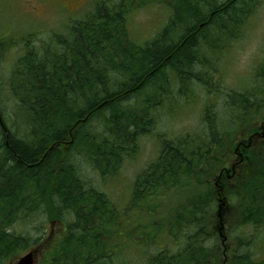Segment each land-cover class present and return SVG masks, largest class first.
<instances>
[{
    "label": "trees",
    "instance_id": "1",
    "mask_svg": "<svg viewBox=\"0 0 264 264\" xmlns=\"http://www.w3.org/2000/svg\"><path fill=\"white\" fill-rule=\"evenodd\" d=\"M159 1L97 0L64 34L24 39L6 81L12 125L0 100V264L43 243L39 218L63 227L41 264H223L222 204L238 234L228 264H257L247 230L264 226V144L243 163L253 166L215 180L235 140L264 122V60L245 92L223 91L210 75L257 1L166 0L167 23L140 45L129 15ZM14 46L0 39V63ZM196 85L210 95L199 131L159 136L126 209L117 206L99 186L138 154L173 86L184 97ZM132 211L145 220L125 230Z\"/></svg>",
    "mask_w": 264,
    "mask_h": 264
},
{
    "label": "rangeland",
    "instance_id": "2",
    "mask_svg": "<svg viewBox=\"0 0 264 264\" xmlns=\"http://www.w3.org/2000/svg\"><path fill=\"white\" fill-rule=\"evenodd\" d=\"M97 0H0V39L10 40L14 44H20L10 48L0 63V100L4 108L8 123L12 125V100L7 88L6 81L13 70L15 62L23 55L24 39L27 35H36L37 38L47 40L53 33L64 34V30L70 21L83 18L92 8ZM113 2L117 0H112ZM257 5L253 15L248 19L246 28L241 36L236 40L232 49L224 52L223 60L220 63L217 73H210L212 81L220 82L223 91L234 90L245 92L255 85V69L264 60V0H255ZM170 9L166 0L157 3H150L137 9L129 15L130 33L136 43L142 45L152 40L167 23ZM193 87V86H192ZM189 87L188 95L180 96L178 87L172 88L171 96L165 98L163 107L160 109V119L157 128L141 139L138 154L128 159L120 170L119 174L104 181L101 186L111 197L117 206L125 208L130 201L132 193V183L138 173L155 157L159 147V136L169 134L171 139L180 137L190 132H197L201 127L205 106L209 102L210 95L203 87ZM155 95V92H153ZM219 100V99H218ZM217 100V101H218ZM247 137V135L245 136ZM241 139H247L243 136ZM262 146V145H261ZM134 154V153H133ZM240 156L233 154L231 162L227 168H232L238 162ZM90 176V175H89ZM91 177V176H90ZM227 177V175H226ZM96 182L98 178L94 179ZM95 181H93L95 183ZM127 203V204H126ZM126 209V208H125ZM161 215V214H159ZM124 218V217H123ZM122 218V219H123ZM223 225L218 232L219 236L226 238L224 242V257L221 256L223 264H227L231 257V251L236 246L233 226L231 224V214L228 206L223 207ZM145 220V217L137 211L129 213L123 220L121 226L132 229L138 222ZM44 222V223H43ZM41 224L43 232L53 233V240L63 231V227L55 223L53 227L42 218L34 219V225ZM33 226L17 227V230L32 231ZM40 232H42L40 230ZM248 241L254 243L262 242L264 230L260 232L250 228L247 230ZM221 244V243H220ZM227 252V254H226ZM27 253V252H26ZM25 253V254H26ZM23 254L22 256H24ZM226 254V255H225ZM37 258L36 264H41L43 256ZM18 260L16 259L15 264Z\"/></svg>",
    "mask_w": 264,
    "mask_h": 264
},
{
    "label": "flooded vegetation",
    "instance_id": "3",
    "mask_svg": "<svg viewBox=\"0 0 264 264\" xmlns=\"http://www.w3.org/2000/svg\"><path fill=\"white\" fill-rule=\"evenodd\" d=\"M247 138H248L247 142L246 143L242 142L241 148H239V150L237 151L248 153V150H252L253 147H255L256 145H259L264 142V122L257 126V130L253 131L251 134H248ZM240 155L241 157H243L244 154L243 155L240 154ZM236 167L237 164L234 165V169ZM259 246H262L261 253L257 252V250L255 249L254 252H251L250 255L252 257V261H255L257 264H264V243L260 244ZM236 253H237L236 251L233 253V258L235 257Z\"/></svg>",
    "mask_w": 264,
    "mask_h": 264
},
{
    "label": "water",
    "instance_id": "4",
    "mask_svg": "<svg viewBox=\"0 0 264 264\" xmlns=\"http://www.w3.org/2000/svg\"><path fill=\"white\" fill-rule=\"evenodd\" d=\"M66 144H67V146L70 145V143H68V142ZM35 254H36V252L28 253L27 255L20 258V260L17 262V264H35Z\"/></svg>",
    "mask_w": 264,
    "mask_h": 264
},
{
    "label": "bare ground",
    "instance_id": "5",
    "mask_svg": "<svg viewBox=\"0 0 264 264\" xmlns=\"http://www.w3.org/2000/svg\"><path fill=\"white\" fill-rule=\"evenodd\" d=\"M0 121H1V115H0Z\"/></svg>",
    "mask_w": 264,
    "mask_h": 264
}]
</instances>
